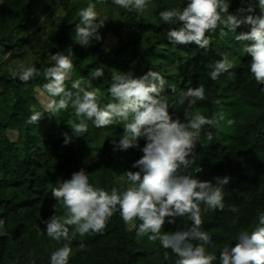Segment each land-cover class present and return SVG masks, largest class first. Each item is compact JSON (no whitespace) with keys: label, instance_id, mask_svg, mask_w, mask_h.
<instances>
[{"label":"trees","instance_id":"1","mask_svg":"<svg viewBox=\"0 0 264 264\" xmlns=\"http://www.w3.org/2000/svg\"><path fill=\"white\" fill-rule=\"evenodd\" d=\"M40 2L43 7L35 12ZM88 3L106 7L109 19L124 18L121 25L126 27V33L116 32V44L110 51L103 50L100 41H90L85 49L76 40L74 28L80 19L77 13ZM186 3L187 0H150V14L130 26L125 16L128 19L133 13L118 9L111 0H0V58H4V53L9 55L8 68L0 62V218H4L9 233L0 237V264H50L51 253L61 245L38 231L45 228L42 221L54 214L52 188L70 179L73 172L83 168L94 187L110 192L112 187L125 189L115 181L114 172L119 167L139 171L132 168L143 155L139 149L114 151L113 139L118 142L123 135L121 124L97 129L88 122L87 133L72 137L71 122H78L74 110L69 107L50 114L34 99L35 90L43 92L47 82L43 72L52 66L48 56L61 51L67 55L68 47L73 49L75 67L67 87L71 90L72 81L81 80V86L88 88L91 81L92 87L100 89L102 104L112 102L107 89L113 70L131 71L135 76L150 69L160 72L168 82L164 95L170 101L178 99L181 91L202 85L206 99L195 104V113L207 118L223 114L225 119L218 127L204 126L188 172L213 183L214 177L230 178L224 186V211H208L202 217L203 230L212 240L206 247L217 255L214 264H219V253L224 247L234 246L238 232L251 233L258 225L257 216L264 212V85H258L250 75L251 57L243 50L244 42L235 41L236 33L220 37L217 31L208 50L169 43L166 33L178 25L164 24L159 13L173 7L182 9ZM249 3L258 13L257 0H230L229 13L235 15ZM249 30L243 27L237 33ZM161 49L183 56L172 74L164 73ZM225 53L234 67L231 74H222L213 81L209 73ZM29 62L40 75L23 83L13 73L17 65ZM94 69H103V76L92 79ZM173 84L175 94L169 88ZM44 95L47 97V93ZM186 107L187 103L173 109L174 116L182 122ZM34 111L43 114L36 125L27 123ZM229 119L234 124L229 125ZM12 131L17 134L15 142L7 137ZM65 132L72 137L67 145ZM208 132L212 133L211 139ZM144 144L141 139L140 148ZM200 168L203 171L197 173ZM231 206L239 211L233 213ZM65 211L58 207L55 214L63 215ZM139 223L136 221V226ZM190 224L187 217L177 218L174 225H165V231L175 232ZM69 236L73 248L70 264H175L177 259L170 251L165 258V250L158 241L151 242L146 236L138 239L136 227L128 229L118 212L101 234L80 236L70 228Z\"/></svg>","mask_w":264,"mask_h":264},{"label":"clouds","instance_id":"2","mask_svg":"<svg viewBox=\"0 0 264 264\" xmlns=\"http://www.w3.org/2000/svg\"><path fill=\"white\" fill-rule=\"evenodd\" d=\"M111 3L118 9L137 13L136 23H139L150 0H111ZM257 4L258 13L249 3L234 15L229 13L230 0H187L182 9L173 7L161 11L159 17L166 25H178L166 33L173 46L208 50L217 31L220 37L229 32L236 33L235 41L244 42L243 50L251 57L248 62L250 75L258 85H264V0H257ZM77 15L80 19L75 24V37L78 44L87 49L90 41L102 40L99 30L106 23L100 19L96 3H88ZM242 27L250 30L237 33ZM65 51L67 55L63 51L51 54L52 66L43 72L47 80L41 93H47V99L41 101L45 112L54 114L71 107L78 119V122H71L72 137L87 133L88 122L97 129L121 124L123 135L118 142L113 139L114 151L139 149L143 155L132 164V168L139 171L124 174L129 184L123 191L116 187L110 192L94 187L83 168L52 188L54 214L42 221L45 228L38 231L39 235L46 234L61 245L51 253L50 264H70L73 254L70 228L80 236L101 234L117 212L126 226L136 227L137 237L146 236L154 243L158 241L165 250V258L169 251L174 254L177 257L175 264H214L217 255L206 247L212 240L203 230L202 217L208 211H224V186L230 178L214 177L215 183L202 181L188 170L194 163L204 126L218 127L224 121V115L214 114L207 118L195 113V104L206 99L202 85L189 87L179 93L178 99L170 101L164 95L168 82L160 72L152 69L142 76H135L131 71L113 70L107 89L112 102L102 104L100 89L92 87L91 81L88 88L81 86V80L72 81L69 90L67 81L75 67L74 54L71 47ZM233 67L225 53L214 63L209 76L216 81L222 74H231ZM13 75L27 83L39 76L40 71L30 62L21 63ZM101 76L103 69L93 70L92 79ZM169 88L176 93V85H169ZM185 103L188 107L184 109L182 122L179 116H174L173 109ZM42 116L41 112L34 111L27 123L36 125ZM227 123L232 125L234 121L229 119ZM63 136L65 145L71 142L72 137L67 132ZM207 136L211 139L212 133L208 132ZM141 139L145 141L143 148L139 145ZM202 171L200 168L197 173ZM58 207L66 210L63 215L55 214ZM229 210L239 211L235 206ZM185 217L191 221L190 226L175 232L165 231L166 224L174 225L177 218ZM257 220L258 225L251 233L241 230L234 246H226L220 251L219 264H264V212L258 214ZM136 221L140 222L138 226ZM8 235L5 220L0 218V237Z\"/></svg>","mask_w":264,"mask_h":264},{"label":"rangeland","instance_id":"3","mask_svg":"<svg viewBox=\"0 0 264 264\" xmlns=\"http://www.w3.org/2000/svg\"><path fill=\"white\" fill-rule=\"evenodd\" d=\"M72 2H84L88 0H71ZM44 3L40 2V5L36 8L35 12L40 11V9L43 7ZM151 7L149 6L148 9L145 11V13L142 15L141 18L146 17L150 14L151 12ZM97 11L100 13V19H103L105 21V26L99 30L100 35L102 36V40L100 41V47L105 50V51H110L116 44V32H118L121 35H125L126 33V27H122V18L114 17L112 19L107 18L106 13H107V8L106 7H98ZM133 16L128 18L125 16L127 23L130 26H135L136 23V16L137 13L132 12ZM37 24V23H36ZM243 30V27H242ZM41 37H44L43 33H39ZM160 54L164 57L165 63L163 65L164 67V73L165 74H172L175 71V68L182 62L183 56L180 53L177 52H167L165 49L160 50ZM2 55V53H1ZM160 55V56H161ZM4 58H0V62H2V67L8 68L7 66V61L9 59V55L7 53L3 54ZM48 60H50V56H48ZM42 91L39 89H36L33 97L36 100V102L45 110L44 104L41 102L47 97L43 94L41 95ZM7 137L9 141L15 142L17 140V134L15 132H8ZM128 172L124 166L119 167L115 172H114V177L117 185H121L123 187H127L129 182L127 181V177L124 176V174ZM134 172V171H132ZM136 172V171H135ZM128 229H131L129 226H127ZM138 239H142L139 238Z\"/></svg>","mask_w":264,"mask_h":264}]
</instances>
